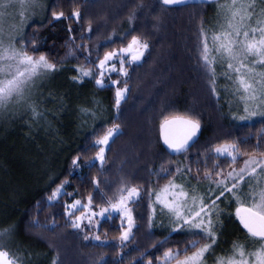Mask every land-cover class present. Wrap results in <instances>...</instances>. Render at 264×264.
Returning <instances> with one entry per match:
<instances>
[{
  "label": "trees",
  "instance_id": "trees-1",
  "mask_svg": "<svg viewBox=\"0 0 264 264\" xmlns=\"http://www.w3.org/2000/svg\"><path fill=\"white\" fill-rule=\"evenodd\" d=\"M224 1L188 0L168 6L160 0H48L41 18L13 30L11 39L20 40L30 55L46 56L56 69L41 95L50 98L32 105L26 111V123L23 120L20 129L15 127L5 139L0 138V230H12L2 241L11 257H19L22 264H52L54 259L62 264L54 245L62 241V234L75 230L72 221L83 209L71 210L68 205L77 200L83 204L91 196L92 205L99 206L116 199L124 186L156 189L175 178L177 168H185L183 172L192 180H203L204 173L212 170L214 179L216 171L237 165L247 154L259 157L254 146L264 139V118H234L227 103L231 97L237 98L228 94L231 79L215 72L213 84L201 58L203 36L208 37L217 4ZM133 9L135 17L130 20ZM76 11L78 20L73 16ZM61 12L64 15L59 19L53 16ZM133 36L148 42L144 55L133 63L128 62L130 55L124 57L127 76L119 72L118 59L110 61L118 71L108 69L104 86L97 85L98 60L111 50L126 47ZM81 67L91 69L92 75L73 79ZM77 81L86 83L75 88ZM125 87L117 108L116 90ZM96 102L101 108L95 118V114L85 117L77 112L80 106ZM177 115L198 119L202 130L190 149L172 156L163 149L158 129L163 120ZM219 120L233 128L229 142L247 141L239 143L246 155L234 164L209 151L208 139L201 142L215 126L221 127ZM113 124L120 125V134L106 151L103 167L98 161L95 167H88L87 161L98 149H82L92 142V132L100 125L106 129ZM187 152L191 155L185 160ZM77 155L79 166L74 167L72 160ZM45 161L50 174L36 176L31 163ZM214 164L219 168L213 170ZM93 181L99 182V194ZM61 184L62 194L49 199ZM217 203L223 205L222 200ZM69 211H73L71 217ZM147 220L144 208L127 241L120 239L124 224L118 213L101 218L92 229H76L75 257L69 264H159L165 250L183 247V233L147 231ZM220 220L217 234L221 241L245 243L249 238L232 211L221 213ZM143 227L145 233L140 231ZM97 235L99 241L93 238Z\"/></svg>",
  "mask_w": 264,
  "mask_h": 264
},
{
  "label": "snow or ice",
  "instance_id": "snow-or-ice-1",
  "mask_svg": "<svg viewBox=\"0 0 264 264\" xmlns=\"http://www.w3.org/2000/svg\"><path fill=\"white\" fill-rule=\"evenodd\" d=\"M13 2L14 0H0V109L5 108L13 98L17 99L18 102L22 101L25 87L34 77L56 69V64L51 63L44 55L34 57L23 49H17L13 43L4 44L2 39L4 34L3 24L7 11L12 7ZM15 2L20 4L22 9L20 15L23 16V10L30 7L34 0H15ZM160 3L171 6L187 4L188 0H160ZM63 15L62 12L59 14L53 13L56 19ZM218 15L221 19L218 30L211 36L212 46H209L206 36L203 41L201 58L204 61V67L211 73L213 84L215 83V69L212 67L214 62H220L221 66L235 74L228 78L234 80L235 90L244 102L243 112L245 115L234 118L245 121L252 116L264 117V111L260 110L264 106V70L257 71L258 66L264 69V0H242L240 3H238V0H228V2L221 4ZM73 16L78 20L79 11L74 12ZM134 17L135 9L132 10L129 19L131 20ZM200 32L202 36L205 35L203 27H201ZM148 47L146 40L133 36L127 47L108 52L103 59L99 60L96 67L101 70L100 76H104L103 70L105 69L118 71L115 63L109 64L110 61L115 59H118L120 63L119 72L127 76L124 57L130 55L129 63L138 62L144 55L143 50H147ZM77 71L79 76L73 77V79H81L92 75L91 69L85 67H81ZM96 83L104 86L103 79H97ZM113 83H119V81H113ZM126 91V87L123 90H116L115 104L117 108H119L120 101L124 98ZM213 91H215L214 88ZM256 101H259V103H254ZM32 111H36L34 107ZM176 119L185 126L186 134L178 143L170 141L167 137H165L164 142L169 148L182 151L188 141L196 136L200 128V122L198 119L190 117H178ZM100 129H104V125H100L99 129L92 132V142L82 149V151H87L88 147L98 149L95 157L87 161V166L90 168L95 167L97 161L100 167H103L106 161V151H110L111 143L120 134L119 124L107 127L102 135L99 134ZM246 142L241 140L220 145L214 151L217 155L230 158V162L234 164L240 156L246 155L239 148V143ZM262 143H264V139L258 141L254 146L255 151L259 152V157L247 154L248 159L244 160L243 166L238 170L233 168L226 175L222 171H216L215 175L219 179L215 180L212 178V170L204 173V179L211 180L216 185L214 191H218V195H215L214 198L209 197L207 202L205 197L196 194L195 189H192L190 195L183 184H176L174 180H170L161 190L164 193L171 192V199L164 202L161 201L160 193L156 194L157 201L163 203L170 213L172 232L184 234V239L180 242L183 247L169 248L165 251L162 256L163 264H171L172 261H175V264H206V254L213 253V246L217 243V233L222 227L221 211L217 201L224 197L225 193L236 198L238 202H241V196H244L245 201H250L247 207L243 206V202H241V207L237 208L236 215L247 230L252 243L258 244L259 247L253 251H246L244 244L234 242L229 253L216 257L215 264H264V182L258 179L264 174ZM79 160L80 157L77 155L72 160V165L78 167ZM218 168V164L213 165V170ZM176 171L179 173L182 169L177 168ZM188 171L191 172L192 169L189 168ZM254 180L257 181L255 184L252 183ZM93 184L99 194V182L93 181ZM241 184L249 187L248 193L241 191ZM63 187L64 185L61 184L49 199L60 196ZM139 195L140 190L137 187L124 186L118 189L115 202L108 199L106 201L107 206L101 207L99 212L91 210V196L88 198L87 205H83L81 201L77 200L68 205V208L71 210L86 209L89 224H92L93 217L107 218L112 212H122L127 216L128 230L121 235L120 239L121 241H127L134 225L131 209L127 205L129 202H134ZM68 215L71 217L73 211H69ZM84 218V216L75 217L72 221V227L80 228L81 221ZM54 226L53 224L52 227ZM11 231V229L0 230V249L5 247L2 241L6 236L11 235ZM93 238L97 241L100 240L99 235ZM84 239L87 240L89 237L85 236ZM181 257L183 258L181 259ZM18 262L22 264L19 257H10L8 251L0 250V264H18ZM52 264H57V260L54 259ZM148 264H152V261H149Z\"/></svg>",
  "mask_w": 264,
  "mask_h": 264
},
{
  "label": "rangeland",
  "instance_id": "rangeland-1",
  "mask_svg": "<svg viewBox=\"0 0 264 264\" xmlns=\"http://www.w3.org/2000/svg\"><path fill=\"white\" fill-rule=\"evenodd\" d=\"M48 0H34L33 4L28 7L27 9L23 10V16L20 15L21 12V6L19 3L13 2L12 7H10L7 11V14L5 16V20H4V24H3V28H4V34H3V41L4 44L7 45L9 43H13L15 45V47L17 49H23L22 45L20 44V40L18 39H14L11 37L13 36V30L20 27V25L22 23H28L31 19H39L44 15V11L46 10V4H47ZM228 2V0H225L224 2L217 4L216 7V12L214 14L215 19L211 22L210 25H208L207 28V39H209V46L211 47V36L218 30V25L220 23V16L218 15V13L220 12V6L221 4ZM242 2V0H238V3ZM260 6L258 5V8ZM206 36V35H205ZM203 36V37H205ZM205 39V38H204ZM204 41V40H203ZM127 47V46H126ZM202 48H203V44H202ZM24 50V49H23ZM25 51V50H24ZM112 51H118L117 49L115 50H111ZM30 55V54H29ZM33 56V55H32ZM34 57H38V56H34ZM104 57V55H103ZM102 57V59H103ZM211 58V57H210ZM101 60V59H100ZM99 63V60L97 62V64ZM109 64H111L109 62ZM212 67L215 69V72L218 74L219 76H225L226 78H228L229 76H234L235 74L232 73L230 70H227L225 67L221 66L220 62H214L212 64ZM219 67V69L217 68ZM264 69H261L259 66L257 67V71H262ZM97 71V79H104L105 78V74L108 71V69L103 70L104 71V76L101 77L100 76V71L99 69L96 68ZM54 72H45L43 74L37 75L36 77H34L32 79L31 82H29L24 90V99L22 101H17V99L13 98L7 105L5 108L0 109V138L5 139L7 137V133L11 132L15 127L16 129H20L22 126V121L24 120V122L26 123V111L32 106H39V102H43L45 103V101L50 98V96L48 97V95L44 96V99L42 98V94L47 90V85L48 83L51 82V78H52V74ZM217 75V77H218ZM96 82V80H95ZM86 82L84 81H80L75 84V88L82 86V84H84ZM87 85V84H86ZM229 89L230 91H228V94H230V92L233 94V96H236L237 98H232L229 99L227 101L228 105H230L229 107L232 109V114L234 117H239L242 115H245V113L243 112V107H244V102L240 99V95L239 93L236 92L235 90V83L234 80H231V84H229ZM78 90V89H76ZM41 96V97H40ZM43 99V100H42ZM41 100V101H40ZM254 103H259V101H256ZM101 108V104L98 102L93 103L91 105H85V106H80L79 109L77 110V112L83 114L85 117L90 116V114H95L94 118L96 117L97 113H99V110ZM261 111H264V106L261 107L260 109ZM94 111V113H93ZM260 119V118H264L262 116H252L249 119ZM248 119V120H249ZM239 120V119H238ZM84 125V124H83ZM217 125H221V127L217 128V126L214 127L213 130H211V132L208 133L207 137H203L202 141H205V139H208V141L211 144V147L208 149L209 151H211L213 154L217 155L214 151V149L217 146L220 145H224V144H230L233 143L229 142L227 140V138H229L230 133L233 131V128L230 129L228 124H224L223 120H219ZM202 129V128H201ZM224 130H227L226 132H224ZM235 130V129H234ZM202 144V143H200ZM204 145V144H202ZM2 146H0L1 148ZM192 147V146H191ZM190 147V148H191ZM53 149V148H52ZM200 149V146H199ZM185 160H187L188 157H190L191 152L190 153H185ZM183 155V156H184ZM217 156H222L223 155H217ZM258 157V156H257ZM248 159L247 158H243L240 161H238L237 165L232 166L231 168H228L226 170L222 169L220 171H222L225 175L227 174V172L231 171L233 168L235 169H239L243 166V162L244 160ZM39 160V158H37V161ZM41 161V160H39ZM49 165L47 164V161L45 162H40V163H36L33 165V163H31V169L34 171L35 175H44L47 176L50 174V171H47V168ZM182 169L181 172L177 173L175 178L171 179L174 180V182L176 184H183L185 187V190L189 192V194H192V189L196 190V194L198 196H203L205 197V200L207 201V199L209 197L214 198L215 195H218V192L214 191V189L216 188V185L214 183H212L211 180H206L204 179L203 176V180H200L198 178V180H192L188 177V174L183 170L185 168H180ZM187 177V178H185ZM193 179H196L194 177H192ZM215 179H219V177L214 178ZM247 179V178H246ZM261 182H264V174H262L259 178H258ZM27 180H29V178H27ZM170 181V180H169ZM168 182H166L165 184L159 186L156 189H151V188H147L145 189L146 191H144L142 188L138 187L137 188L140 190V195L138 198H135L134 202H129L127 207L129 209H131V216L132 219L134 221V225L131 229V234L132 235L134 229L137 227L138 224V217H140V213L143 212L144 208L146 209V213L148 216V220L146 222L145 227L147 228V231H150V229H157L158 231H167V230H171L172 229V224L170 223V213L168 212V209L166 207H164L163 203H160L157 201V193H160V198L161 201L167 202L169 199H171L172 193L168 192V193H164L161 190L165 187V185H167ZM257 181H252L253 184H255ZM129 187H134V186H129ZM241 191L244 193H248L249 191V187L245 184H241L240 185ZM214 191V193H213ZM211 192V193H210ZM217 193V194H215ZM222 203L223 205H219V209L221 211V213H230L232 211L233 214L236 215V210L238 207H241V202H243V206L247 207L250 204V201H245L244 196L240 197V201L238 202L236 200V198L232 197L230 194L225 193L224 197H221ZM113 202H115V199L113 200ZM88 201L83 203V205H87ZM107 204L106 202H104V204L99 205L98 206H94L92 205L91 210L95 211V212H99L101 207H106ZM118 213V212H112L111 215ZM121 217V222L124 224V227L122 229V233H124L125 231L128 230V223H127V216L124 215L122 212L118 213ZM87 215H88V211L86 209H83L82 212H80L77 216H84L85 218L81 221V227L80 228H73V229H80V230H88V229H92L97 223L98 221L102 218L99 216L93 217L92 220V224H89V221L87 219ZM76 216V217H77ZM75 219V218H74ZM73 219V220H74ZM75 230L72 231H67L65 232L63 235V239L60 242H56V245H54L57 255H58V260L62 263H71L74 260L75 257V248H74V238L76 237L75 234ZM142 233H145L144 227L140 230ZM75 235V237H74ZM234 242H239L245 245V249L246 251H253L255 248L259 247L258 244H253L250 238H247L245 243L241 240V241H228V242H223L220 240V237L217 234V243L216 245L213 246V253H209L206 254L207 257V261L206 264H215V260L216 257L224 255L225 253H229L230 249L232 248V245ZM76 243V242H75ZM203 243V242H202ZM73 245V246H72ZM0 250H5L0 249ZM168 250V249H167ZM165 250V251H167ZM6 251V250H5ZM164 251V252H165ZM163 252V253H164ZM162 253V256H163ZM190 254V253H189ZM11 257V255H10ZM183 257H181L182 259ZM159 264H163L162 262V257L158 260ZM19 264V263H18ZM171 264H175V261H172Z\"/></svg>",
  "mask_w": 264,
  "mask_h": 264
},
{
  "label": "water",
  "instance_id": "water-1",
  "mask_svg": "<svg viewBox=\"0 0 264 264\" xmlns=\"http://www.w3.org/2000/svg\"><path fill=\"white\" fill-rule=\"evenodd\" d=\"M205 1H211V0H205ZM178 117H186V116L177 115V116H171L169 118H166L165 120H163L160 123L159 129H158V136H159V140H160V143H161L163 149L169 155H172V156L180 155V154L186 152L188 149H190V147L200 137L201 130H202L201 126H200L199 130L197 131L196 136L193 137L192 140L188 141V144L186 145L184 150L176 151L173 148H169L168 145L164 142L165 141V137H167L170 141H172L174 143H178V142H180L183 139L184 135L186 134L185 126L182 123H180V121L178 119H176ZM166 121L168 123H165ZM238 220H239V218H238ZM239 222H240V220H239ZM242 227H243V225H242ZM244 230L247 231L245 228H244Z\"/></svg>",
  "mask_w": 264,
  "mask_h": 264
}]
</instances>
